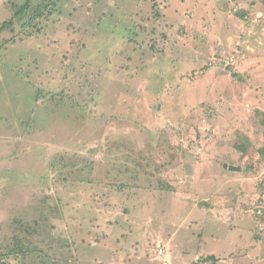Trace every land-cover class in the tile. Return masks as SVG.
Returning a JSON list of instances; mask_svg holds the SVG:
<instances>
[{
    "label": "rangeland",
    "instance_id": "374dc122",
    "mask_svg": "<svg viewBox=\"0 0 264 264\" xmlns=\"http://www.w3.org/2000/svg\"><path fill=\"white\" fill-rule=\"evenodd\" d=\"M27 1L0 0V249L264 264V0Z\"/></svg>",
    "mask_w": 264,
    "mask_h": 264
},
{
    "label": "trees",
    "instance_id": "16d2710c",
    "mask_svg": "<svg viewBox=\"0 0 264 264\" xmlns=\"http://www.w3.org/2000/svg\"><path fill=\"white\" fill-rule=\"evenodd\" d=\"M55 2H56V0H55ZM55 2H53L52 0H51L50 4L49 3L46 4L45 2H43L42 4H40L38 6V8L37 7L35 8L31 5H26L25 7L18 8L16 11L17 12L16 15L20 16V18L23 19L24 17L28 16V14H29L31 16L33 15L32 20L39 19V18L43 17L47 11H49L50 14L54 13V10H55L54 7L56 6ZM29 3H31L30 0L27 1V4H29ZM239 17L243 19L245 17L244 13L240 14ZM34 21H37V20H34ZM11 24H12L11 22H9L8 24L5 23L2 25L1 28L2 29L6 28L8 26H11ZM13 32H14V30H13ZM154 50H156V48H154ZM52 97H54V95H52ZM69 99L71 102L75 101L74 97H69ZM104 100H107V99H104ZM256 210H257V212H259L258 208H256ZM30 230H32V229H30ZM26 231H28V230H26ZM32 236H30V237L24 236V233L22 231V235H18L17 237L14 238V241H13L14 245L13 246L6 245L8 248L3 246L0 249V264H13L12 261H16V260L19 262V264H29L30 263L29 259L31 257L34 258L32 264H42L41 262H39L38 258H44L46 256V254L40 250H36L38 246H36V245L34 246V245L29 244L30 243L29 239ZM40 254H42V255H40ZM7 259L11 260V262L10 261L7 262ZM209 260H214V257H212V259H204V260H202V262L207 263Z\"/></svg>",
    "mask_w": 264,
    "mask_h": 264
},
{
    "label": "water",
    "instance_id": "95a60500",
    "mask_svg": "<svg viewBox=\"0 0 264 264\" xmlns=\"http://www.w3.org/2000/svg\"><path fill=\"white\" fill-rule=\"evenodd\" d=\"M224 168L228 169L229 171H240L241 170L239 167H229L228 165H225Z\"/></svg>",
    "mask_w": 264,
    "mask_h": 264
}]
</instances>
